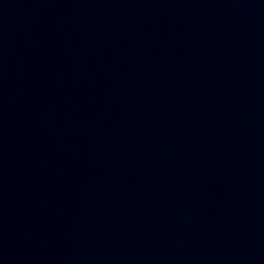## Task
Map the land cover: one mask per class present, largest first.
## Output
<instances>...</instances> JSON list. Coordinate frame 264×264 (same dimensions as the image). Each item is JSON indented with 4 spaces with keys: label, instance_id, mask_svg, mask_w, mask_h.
Instances as JSON below:
<instances>
[{
    "label": "water",
    "instance_id": "water-1",
    "mask_svg": "<svg viewBox=\"0 0 264 264\" xmlns=\"http://www.w3.org/2000/svg\"><path fill=\"white\" fill-rule=\"evenodd\" d=\"M6 0H0V7L2 6V4L5 2Z\"/></svg>",
    "mask_w": 264,
    "mask_h": 264
}]
</instances>
